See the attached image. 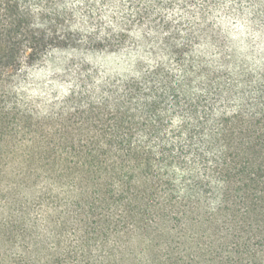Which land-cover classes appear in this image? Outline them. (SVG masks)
Listing matches in <instances>:
<instances>
[{
    "label": "clouds",
    "instance_id": "obj_1",
    "mask_svg": "<svg viewBox=\"0 0 264 264\" xmlns=\"http://www.w3.org/2000/svg\"><path fill=\"white\" fill-rule=\"evenodd\" d=\"M5 54L0 264H264V0H0Z\"/></svg>",
    "mask_w": 264,
    "mask_h": 264
},
{
    "label": "trees",
    "instance_id": "obj_2",
    "mask_svg": "<svg viewBox=\"0 0 264 264\" xmlns=\"http://www.w3.org/2000/svg\"><path fill=\"white\" fill-rule=\"evenodd\" d=\"M11 55L10 54H5L3 56H0V63H10L11 62ZM246 169L244 167H241L239 169V171L237 173H235L236 176H239L243 173H245ZM264 181V171H257L255 179L251 180V184L254 185L255 187H259L260 186V182ZM249 187V185L245 184L243 185V188H238L237 191H243L245 189H247Z\"/></svg>",
    "mask_w": 264,
    "mask_h": 264
}]
</instances>
